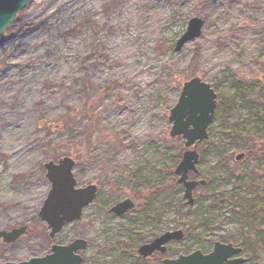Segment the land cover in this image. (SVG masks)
Wrapping results in <instances>:
<instances>
[{
	"label": "rangeland",
	"instance_id": "374dc122",
	"mask_svg": "<svg viewBox=\"0 0 264 264\" xmlns=\"http://www.w3.org/2000/svg\"><path fill=\"white\" fill-rule=\"evenodd\" d=\"M157 2L163 13L143 23ZM193 16L200 36L174 51ZM246 30L250 67L233 50ZM195 76L218 103L197 146L206 185L189 205L174 173L184 139L168 136V114ZM63 156L78 186H97L82 219L57 236L87 239L85 264H158L137 248L173 229L184 239L166 255L220 241L242 248L241 264H264V0H27L0 40V229L27 222L35 236L0 243V264L48 250L32 215L49 185L43 164ZM125 198L132 209L108 213Z\"/></svg>",
	"mask_w": 264,
	"mask_h": 264
},
{
	"label": "water",
	"instance_id": "95a60500",
	"mask_svg": "<svg viewBox=\"0 0 264 264\" xmlns=\"http://www.w3.org/2000/svg\"><path fill=\"white\" fill-rule=\"evenodd\" d=\"M26 2L27 0H0V40L4 38V31L15 20L17 12L26 5ZM203 24V20L199 17H191L185 31L177 39L174 51H179L185 43L199 37ZM216 97V92L210 83L195 76L183 82L178 101L169 110L168 120L171 122V127L168 136L170 138L181 136L186 147L174 173L178 175L176 181L182 184L183 197L189 205L194 203L193 189L198 185L206 184L204 179H189V172L194 174L198 172L197 145L208 137L207 127L213 120ZM242 157L243 153H240L236 159ZM43 167L50 188L38 216L46 222L50 229L49 235L52 237L64 224L81 218L83 208L93 201L97 186L94 184L77 186L72 172L74 160L71 157L64 156L57 162L48 160ZM133 206V201L125 198L110 207L109 212L122 215ZM24 229L25 227L22 226L9 231L1 230L0 238L5 242H13L24 233ZM182 235L181 229L165 231L149 243L141 245L139 253L147 256L156 249L164 252L167 242L179 240ZM86 245L85 239L75 238L68 245L53 244L50 252L45 255L17 262L6 261L3 264H79L82 257L75 251L84 249ZM241 250V247L231 243L215 241L212 250L208 253L194 250L185 255L180 254L176 258H164L163 264H240L244 261V258L238 255ZM234 255L238 256L232 257Z\"/></svg>",
	"mask_w": 264,
	"mask_h": 264
},
{
	"label": "flooded vegetation",
	"instance_id": "af4514ba",
	"mask_svg": "<svg viewBox=\"0 0 264 264\" xmlns=\"http://www.w3.org/2000/svg\"><path fill=\"white\" fill-rule=\"evenodd\" d=\"M49 185H48V188H47V191H45V195H44V197H43V199H42V201H41V205H42V203H43V201H44V199H45V197H46V195H47V193H48V190H49V188H50V183H48ZM35 190H36V188L34 187V188H31V187H25V188H22V194L26 197V198H29V194H30V198H32V200H33V197L36 195V193H35ZM96 193H97V191H96ZM94 201V200H93ZM92 201V202H93ZM41 205H40V207H41ZM89 206V205H88ZM87 206V207H88ZM40 207H38V209H34L33 210V224L34 225H36V227L38 228V232H39V234L40 235H38V234H36V236H38V237H41L42 235L43 236H47V238H48V240L49 241H47L46 240V237H45V239H44V241L45 242H49V248H48V250L45 252H43L42 254H40L39 256H42V255H45V254H47V253H49L50 252V250H51V246L53 245V244H56V245H68L71 241H68L67 239H65V240H62V241H58L57 240V236H59V235H61L63 232H64V230L70 225V224H72L73 222H70V223H66V224H64V226L61 228V230L59 231V232H57L56 234H54V236H50L49 235V231H50V229L48 228V226H47V224H46V222L45 221H43V220H41L40 219V217L38 216V212H39V209H40ZM86 208V207H85ZM83 213H84V209H83V212H82V215H81V218H80V220L82 219V216H83ZM108 213H110L109 211H108ZM110 214H112V213H110ZM114 215V214H113ZM29 218V217H28ZM22 226H24L25 227V229H24V233L21 235V236H19L18 237V239H16L15 241H13V242H5V241H3V239L2 238H0V243H2V245L4 244L6 247H8L10 244H13V243H15L16 241H18L19 239H21L22 237H25L26 235H28V234H30V235H34L35 236V234L34 233H31L32 232V230H31V227H30V225L26 222V223H24V224H19V225H16V226H14L13 228H17V227H22ZM13 228H11V229H13ZM11 229H9V230H11ZM1 230H4V229H0V231ZM8 229L6 230V231H9ZM163 233V232H162ZM161 233V234H162ZM161 234H159V235H161ZM159 235H157V236H159ZM157 236H154L153 238H151L150 240H148V241H146V242H143V243H141L139 246H138V248H137V254L140 256V257H142V258H152V257H156L157 259H158V261H159V263L158 264H163V260H164V258H174V257H172V256H170V255H166V253H168V249H169V247H168V245L170 244V242H172V241H169V242H167L166 243V245H165V247H166V249H165V251L164 252H162V251H160V250H158V249H156V250H154L151 254H149V255H147V256H143V255H141L140 253H139V247L141 246V245H143V244H145V243H149L150 241H152L154 238H156ZM76 238H82V237H76ZM75 239V238H74ZM184 239V233H183V235H182V237L179 239V240H177V241H180V240H183ZM86 241H87V245H86V247L84 248V249H81V250H77V251H75V253L76 254H79V255H81V257H82V261L79 263V264H85V260H84V257H83V255H82V251H84L87 247H88V244H89V242H88V240L87 239H85ZM68 241V242H67ZM42 244H40V245H38V248H39V250L38 251H42ZM213 248V247H212ZM212 250V249H211ZM210 250V251H211ZM194 251V250H193ZM210 251H208V252H210ZM190 252H192V251H189V252H184V253H181V254H188V253H190ZM207 252V253H208ZM203 253V252H202ZM242 253V252H241ZM241 253H240V255H241ZM164 255H166V256H164ZM180 254H178L177 256H179ZM37 256V255H36ZM176 256V257H177ZM237 256V255H236ZM32 257V256H31ZM29 258V257H28ZM21 260H26V259H21ZM21 260H18V261H21Z\"/></svg>",
	"mask_w": 264,
	"mask_h": 264
},
{
	"label": "bare ground",
	"instance_id": "6f19581e",
	"mask_svg": "<svg viewBox=\"0 0 264 264\" xmlns=\"http://www.w3.org/2000/svg\"><path fill=\"white\" fill-rule=\"evenodd\" d=\"M151 6L153 7V9H149L148 7L144 8V12L142 13V15L146 14V16L142 19L143 23L145 20H147V22L150 23L152 21V19L157 18L160 14L163 13L162 7H161L159 2H157L155 5H151ZM212 6L213 5L211 4V2H209L207 4V7L209 9H211ZM165 14H166V11L164 9V15ZM249 30H251V29L249 28ZM249 30H246L243 32L242 39H240L237 42V44L233 47V50H235L236 52H240L243 49L241 60L245 63V65L247 67L251 66L252 58L254 57V55L256 54V51H257V49L255 48L256 45L254 42V34L251 33L252 30H251V32ZM17 132L18 131H16V130L11 131V133L7 137V139L13 140L14 133H17Z\"/></svg>",
	"mask_w": 264,
	"mask_h": 264
},
{
	"label": "trees",
	"instance_id": "16d2710c",
	"mask_svg": "<svg viewBox=\"0 0 264 264\" xmlns=\"http://www.w3.org/2000/svg\"><path fill=\"white\" fill-rule=\"evenodd\" d=\"M18 30V27H16V31Z\"/></svg>",
	"mask_w": 264,
	"mask_h": 264
}]
</instances>
